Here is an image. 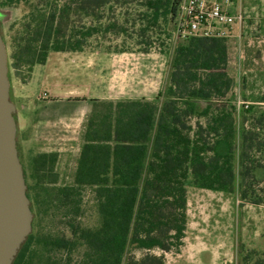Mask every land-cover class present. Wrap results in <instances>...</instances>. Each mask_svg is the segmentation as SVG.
Listing matches in <instances>:
<instances>
[{
    "label": "trees",
    "instance_id": "16d2710c",
    "mask_svg": "<svg viewBox=\"0 0 264 264\" xmlns=\"http://www.w3.org/2000/svg\"><path fill=\"white\" fill-rule=\"evenodd\" d=\"M120 1L65 0L47 11L37 7L13 39L17 76L25 81L24 68L31 74L51 52H81L96 36L134 37L116 18L104 23L108 10ZM0 2L11 6L16 0ZM179 4L145 0L142 26L134 34L142 52L155 43L154 28L169 15L175 17ZM73 17L79 26L72 24ZM228 63L226 38L189 37L174 50L168 83L157 96L161 104L145 99L95 101L71 185H58L56 153L34 155L35 184L27 185L31 210L36 217L38 204L41 216L51 222L59 217L69 235L33 229L14 264H166L150 252L178 251L183 245L189 173L198 188L237 190L243 203L264 206V105L248 106L238 115L231 105L217 115L212 110L233 88ZM199 102L207 104L200 113L195 107ZM195 116L205 121L197 119L193 140L188 132ZM204 133L212 139H204ZM85 188L93 190L100 216L94 228L78 222ZM134 251L147 254L128 257ZM255 256L256 251L243 254L241 264H264L261 257L253 263Z\"/></svg>",
    "mask_w": 264,
    "mask_h": 264
},
{
    "label": "rangeland",
    "instance_id": "374dc122",
    "mask_svg": "<svg viewBox=\"0 0 264 264\" xmlns=\"http://www.w3.org/2000/svg\"><path fill=\"white\" fill-rule=\"evenodd\" d=\"M183 1L180 0L179 6ZM64 2L65 0H49L46 2L47 4H41L39 0H16V3L11 6H3L0 2V14L3 15V18L0 19V29L7 48L10 93L17 107V123L19 114L15 87L17 79L20 78L13 68V39L18 32L22 31L23 23L37 7L47 11L51 5L61 7ZM144 2L145 0H121V4H113L114 9L108 10L105 16L104 23L116 18L134 37L99 35L91 39L81 52L58 53L59 56L65 55L68 68H72L73 78L69 83L72 85L74 95L81 91H88L92 84H97V77L101 76L98 64H101L104 56L107 58L106 64L109 63L105 72L106 92L118 93L130 89V83L135 77L132 71H129V62L121 63L108 59H114L113 56H120L122 53H134L133 55L137 57L138 68L135 75L138 77L139 89L146 87L145 79L147 78L148 82L153 83L149 89L164 90L168 83L172 55L176 46L184 39L178 35L177 13L175 17L169 15L166 20L160 21L159 27L154 28L156 31L155 43L147 54L142 52V46L136 44L134 34L142 26L139 16L144 11L142 6ZM260 6V0H237L235 9L241 10L245 14L246 23L243 27H224V30L231 35L230 38H227L229 46L227 71L233 78L234 84L224 102L213 104L212 110L215 115L221 110L229 109L230 105L237 107V115L243 109H248V106L264 105L262 103L264 97V22L262 23L257 16ZM71 20L75 27L80 25L77 17H73ZM84 23H88V18H85ZM56 55L57 53H53L54 57H57ZM30 75L24 68L23 77L28 79ZM95 101L91 100V108L86 110L87 112L83 109L81 117H78V121L75 122V155L81 151L84 144L87 122ZM152 101L162 103V99L157 100V97ZM99 103L101 104V102ZM206 106L207 104L202 102L196 103V111L200 113ZM197 119L201 122L205 121L200 116H195L190 120L192 130L188 133L193 140L197 139L198 134ZM204 134V139L208 141L212 139L207 137L206 133ZM18 150L27 185L33 186L35 179L33 178L31 160L36 154L29 153L22 147ZM218 150L224 152L225 148L219 146ZM57 181L58 185H71L74 182V176L58 175ZM186 186L188 219L183 245L178 251L164 253L154 250L150 254L162 257L166 264H241L243 254L250 251H256L258 254L254 257L253 263L258 257L264 259V206L243 203L237 190L223 192L198 188L194 184L191 173H189ZM82 195L84 211L78 218V222L84 227L99 226L100 216L93 190L85 188ZM35 209L37 216L34 215V230L41 234L51 231L69 235V229L59 220V217L56 221L51 222V218L41 216L38 204ZM145 254H147L145 251H134L129 253L128 257L134 256L140 259Z\"/></svg>",
    "mask_w": 264,
    "mask_h": 264
},
{
    "label": "crops",
    "instance_id": "0c3cea01",
    "mask_svg": "<svg viewBox=\"0 0 264 264\" xmlns=\"http://www.w3.org/2000/svg\"><path fill=\"white\" fill-rule=\"evenodd\" d=\"M260 11L257 16L264 22V0H260ZM57 53V57L53 56ZM62 52H51L44 65H35L31 75L25 81L17 79L15 87L18 105V149L24 148L29 153H56L58 155L55 173L59 176H75L80 152L74 154V128L78 117L91 108V100L98 102H119L148 100L152 101L161 92L153 91L149 87L153 83L145 79L146 87L139 89L137 71V57L134 53H122L113 56L115 62H129V71L134 75L130 89L118 93L106 92L107 80L105 76L106 56L102 58L98 69L101 76L97 77V84H92L88 91H81L74 95L71 81L72 68H68L65 55ZM147 54V53H146ZM128 56V57H125ZM124 81V80H122ZM97 87V89H95ZM47 93L46 98H41Z\"/></svg>",
    "mask_w": 264,
    "mask_h": 264
},
{
    "label": "water",
    "instance_id": "95a60500",
    "mask_svg": "<svg viewBox=\"0 0 264 264\" xmlns=\"http://www.w3.org/2000/svg\"><path fill=\"white\" fill-rule=\"evenodd\" d=\"M10 90L7 48L0 29V264L15 263L33 232L34 220L17 144V107Z\"/></svg>",
    "mask_w": 264,
    "mask_h": 264
},
{
    "label": "built area",
    "instance_id": "2783aa9c",
    "mask_svg": "<svg viewBox=\"0 0 264 264\" xmlns=\"http://www.w3.org/2000/svg\"><path fill=\"white\" fill-rule=\"evenodd\" d=\"M237 0H184L177 12V29L181 39L193 36L230 38L224 27H243L245 14L235 9ZM220 27V28H219ZM44 93L41 98H46Z\"/></svg>",
    "mask_w": 264,
    "mask_h": 264
},
{
    "label": "flooded vegetation",
    "instance_id": "af4514ba",
    "mask_svg": "<svg viewBox=\"0 0 264 264\" xmlns=\"http://www.w3.org/2000/svg\"><path fill=\"white\" fill-rule=\"evenodd\" d=\"M3 18V15L2 14H0V19H2Z\"/></svg>",
    "mask_w": 264,
    "mask_h": 264
}]
</instances>
